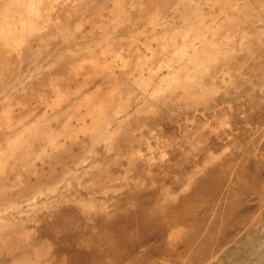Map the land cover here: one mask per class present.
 <instances>
[{"label": "rangeland", "instance_id": "1", "mask_svg": "<svg viewBox=\"0 0 264 264\" xmlns=\"http://www.w3.org/2000/svg\"><path fill=\"white\" fill-rule=\"evenodd\" d=\"M0 264H264V0H0Z\"/></svg>", "mask_w": 264, "mask_h": 264}]
</instances>
